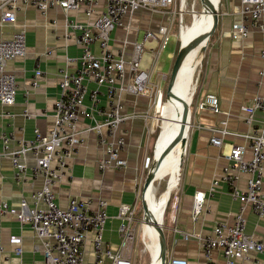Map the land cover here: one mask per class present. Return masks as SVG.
<instances>
[{"label":"crops","instance_id":"1","mask_svg":"<svg viewBox=\"0 0 264 264\" xmlns=\"http://www.w3.org/2000/svg\"><path fill=\"white\" fill-rule=\"evenodd\" d=\"M105 3L106 0H100V8H103ZM224 7L217 29L204 52L197 83L194 81V75L200 63L184 82L186 91L183 97L187 101L185 105L191 102V123L183 166L159 179L168 178L167 187L162 192H166L167 200L164 203L166 208L173 191L169 188L177 186L176 191L180 194L176 209L177 225L193 234L189 239H185L174 231L176 224L171 221L172 210L169 209L166 226H163L165 233H170L169 239L166 235L167 257L169 255L184 257L188 259V264H207L201 236L212 235L217 223H232L243 204L232 198L228 184L221 178L223 169L228 164L226 155L230 150V144L247 145L248 141L241 135L229 134L225 136L222 146L214 145L211 142L212 133L206 126L220 125L222 120H227L229 131L240 134L260 128L264 122V112L259 111L254 116V123L249 125L245 120L247 114L241 110L242 105L250 104L255 96L264 93V80L260 75V70L264 68V59L261 56L264 49V32L252 26L248 36L234 38L232 25L240 19L241 1L225 0ZM17 18L19 25L23 26L27 33V54L9 61L7 65L16 76L18 90L13 104L0 102V152L3 149L2 133H11L14 137L11 146L17 148L22 139L34 138L35 129L48 133L53 128L55 102L62 94L61 69L77 71L81 66L79 58L83 52L82 45L76 40L78 31L71 29L68 21L88 20L82 9L65 12L61 7L54 6L47 13H43L32 5L19 10ZM123 21L130 27L127 29L123 25L118 26L112 33L111 44L117 51L123 47L124 41L128 40L126 52L129 55L133 49L132 42L143 41L148 30L157 31L160 25L167 22V15L164 11L141 8L131 15L126 14ZM186 27L181 29L182 38L186 33ZM16 29L17 27L13 25L2 23L0 17V38L10 36ZM150 43L151 47L158 46L156 39L150 40ZM94 50L98 51V46L95 45ZM36 68H40L43 74L38 76V85L34 87ZM129 74L128 70L127 75ZM151 86L155 87L156 84L151 83ZM95 87L97 84L90 81L82 110H89V90ZM207 93H214L219 97L221 113L199 107L200 101ZM99 94L101 104H106L105 87H100ZM154 99L155 93L151 92V89L141 94L123 93L122 111L129 116L120 124L118 134L124 136L126 140L121 156L127 159V165L122 168L109 167L104 171L99 169L98 160L105 154V148L98 142L95 132L84 130L92 123L93 118L81 111L78 126L84 141L74 156L68 159L67 174L53 186L57 192V200L62 206H66L69 197L73 195L91 198L92 209L98 208L99 198L108 201L109 218L104 231L106 249L115 251L120 245L122 238L119 230L121 219L118 216L120 205L133 203L138 197L144 163L146 158H149L148 147L157 129ZM162 103L163 101L161 105ZM163 104L165 106V102ZM161 105L160 112L163 113L164 106ZM185 105L181 112L178 111L176 104L173 106V115L181 124ZM25 109L29 110L31 117L24 115ZM101 117V114H98V118ZM168 135L169 133L164 131L163 121L156 146L157 156L171 158L177 155L176 145L170 148L172 143L167 141ZM251 157L252 149L248 146L245 158ZM29 162L33 164V159L30 158ZM216 179L220 182L215 192L209 194ZM155 182L153 190H157ZM42 184L43 177H34L31 171L25 182L17 181L11 159L0 154V204L7 201L10 205L19 207L22 197H26L32 204L30 195L39 190ZM239 184L246 188V174L242 175ZM197 192H204L206 197L200 216L194 220L192 209ZM245 216L247 231L256 239H264V218H260L251 205L245 207ZM12 235L22 237L21 254L15 251L16 246L10 241ZM93 238L94 231L91 230L83 247V264H92L95 259ZM43 248L42 239L30 225L22 224L13 214H0V264H51L45 260ZM212 258L222 263V251L213 249ZM110 263L111 260L106 259L104 264ZM235 264H264V254L251 252L249 258H239Z\"/></svg>","mask_w":264,"mask_h":264},{"label":"built area","instance_id":"2","mask_svg":"<svg viewBox=\"0 0 264 264\" xmlns=\"http://www.w3.org/2000/svg\"><path fill=\"white\" fill-rule=\"evenodd\" d=\"M240 1V19L232 25V36L246 37L252 26L264 32V0ZM176 3L177 0H106L105 6L100 8V0H0L1 22L17 27L10 36L0 38V102L4 104H13L18 90L16 76L8 69V62L27 54V33L18 23V11L32 5L47 13L51 7L59 6L65 12L82 9L88 18L87 21H68L71 29L78 31L76 40L82 45L83 52L79 58L81 66L77 71L61 69L62 94L55 102L53 128L48 133L35 129L34 138L22 139L17 148L11 146L14 140L11 133L1 135L3 149L0 154L11 159L15 179L25 182L31 171L34 177H43V184L30 195L32 204L26 197L21 198L19 207L2 201L0 214H13L22 224L30 225L44 243V258L48 263L83 264V247L88 232L93 230L95 259L92 264H104L106 259L111 260L110 264H134L133 255L137 241L136 213L142 181L139 184L137 200L133 203H122L119 207V230L122 238L119 248L115 251L104 246V231L109 218L108 201L99 198L98 208L92 209L91 198L73 195L69 197L67 205L62 206L57 200V192L53 186L67 174L68 159L74 156L84 141L78 126L81 111L93 118L92 123L84 130L95 132L98 142L105 148V154L98 160L99 169L104 171L109 167L122 168L127 165V159L121 156L126 140L118 134L120 124L129 116L122 111V95L124 92L141 94L151 89V92L155 93L156 107L159 90L157 86H151V74L161 51L174 35L175 16L178 12ZM141 8L164 11L167 22L160 25L157 31H146L143 41H133V49L129 55L126 52L128 40L116 51L111 44L113 31L122 25L128 29L130 26L124 24V16L131 15ZM153 39L158 40V46L148 50L145 47L146 41ZM95 45L98 46V51L94 50ZM145 51H149L152 60L149 68L142 66ZM261 56L264 59V49ZM42 74L43 71L36 68L34 87L38 85L37 78ZM260 75L264 80V68L260 70ZM90 81H94L97 87L89 90L87 111L81 107L85 103ZM100 87H105L107 100L104 105L101 104ZM199 107L215 113L222 112L219 97L214 93H207L200 101ZM241 110L247 114L246 122L252 125L255 114L264 112V93L255 96L250 104L242 105ZM98 114L102 117L98 118ZM24 115L32 116L28 109H25ZM227 124V120H222L220 125L206 127L212 133L211 142L214 145L222 146L225 136L229 134L241 135L248 141L247 145L230 144L226 155L228 164L224 167L221 178L228 184L232 198L243 204L232 223H217L212 235L201 236L207 264H235L239 258H249L251 252L264 254V239H256L247 231L245 216V207L251 205L253 211L260 218H264V122L260 128L240 134L229 131ZM248 146L252 149L250 159L245 158ZM30 158L33 159V164H30ZM243 174L247 175L246 188L239 184ZM219 182L218 179L214 180L209 194L215 192ZM176 188L167 207L169 205L172 210L171 221L177 225L176 209L180 194ZM205 197L204 192H197L194 196V220L198 219L203 210ZM176 225L174 231L185 239L193 235ZM10 241L16 246L15 251L21 254V235H12ZM213 249L222 251V263L212 258ZM167 264H188V259L169 255Z\"/></svg>","mask_w":264,"mask_h":264},{"label":"bare ground","instance_id":"3","mask_svg":"<svg viewBox=\"0 0 264 264\" xmlns=\"http://www.w3.org/2000/svg\"><path fill=\"white\" fill-rule=\"evenodd\" d=\"M207 1L208 2L203 3L205 8L202 17L199 15L200 12L193 10V12H195L193 23L189 24V26L187 27L188 31L185 33L184 37L182 38V41L184 43H186L196 35L206 36L208 31L212 28L214 22L213 8L214 6L219 7V3L221 2V0H207ZM181 7L183 8L184 4ZM202 44H207V38L203 40ZM201 52L202 51L200 49V46H196L189 51L182 66L180 67V69L178 70L172 81L169 96L166 99L164 111L162 113V118L164 121V131L169 133L167 141H169V143H172L170 145L171 149L176 145L177 155L176 156L174 155L171 158L170 157L164 158L163 155L157 156L158 154L155 151V159H156L155 161L160 160V162L159 165H157L154 170L155 177L153 182L144 191V196L147 200L149 207L150 219L149 221L144 220L143 235L149 240L148 248L150 250L151 255L154 258L155 264H162V260L160 258V244H159L160 233L158 231V226H161L163 224V222L161 223V221L163 219L165 212L164 203L167 200L166 199L167 196H166V192L161 193V195L158 196L157 190L156 189L153 190V186L155 180H159L163 175L165 176L169 173L176 172L180 166L182 167L183 154L185 153V148L181 140H178L177 142L175 141L179 136V132L183 124H181L174 117L173 106L174 104H176L178 111L181 112L183 106L185 105V102H187L183 97L186 91V86L184 82L187 80L188 76L192 73L195 67L201 62L202 59ZM162 93H163L162 90H160V95L158 97V101L156 105L157 111H160V105L163 95ZM188 127H189V123H186L184 134H187ZM169 189H174V188L170 187ZM152 262L151 264L154 263Z\"/></svg>","mask_w":264,"mask_h":264},{"label":"rangeland","instance_id":"4","mask_svg":"<svg viewBox=\"0 0 264 264\" xmlns=\"http://www.w3.org/2000/svg\"><path fill=\"white\" fill-rule=\"evenodd\" d=\"M181 1H183V4L185 5L183 8L181 7ZM224 3H225V0H221V2L219 3L220 16H221V13L223 12V9L225 8ZM172 8L174 9V7H172ZM175 8L178 10V12L175 16V25H174V30H173L174 35H172L170 37V40H169L167 46L161 51V53L158 57L157 63L155 65V67L153 68V72L151 74V82L154 85L156 84V86L159 90L158 95H160V90H162V92H163L162 93L163 94L162 95V101H165L167 99V87L169 84L170 75H171L172 67L174 64L175 56H176V53H178L177 52V50H178L177 45L180 46L182 43L181 28L186 27L189 24H191V22L193 21V14L195 13V12H193V10L200 12L199 15L202 17V14H204V8L205 7L203 5V2H201V0H177ZM181 24H182V27H181ZM186 28H185V31L187 32ZM145 47L147 49L154 48V47H151L150 41L146 42ZM201 54H202V59H201V62L199 64L196 72H195V75H194V81L196 83H197L198 74L200 73V70H201L202 64H203L204 52H201ZM151 63H152L151 57H150L149 53L147 51H145L143 54V59H142V66L149 68ZM162 106H164L163 103H162L161 107ZM155 109H156V107H154V110ZM163 109H161V110L163 111ZM155 114H156L155 116L157 118L156 128L158 130V134H157V137L154 139L153 143L151 142L152 138L150 140V144L148 147V153H147L149 158H146L145 163H144L143 174H142L143 175L142 184H141L140 189H139L140 199H139V203H138L139 204L138 210L136 213V219H137L138 223H137V241L135 244L136 251L134 252V255H133L134 264H151L152 261L154 262V258L151 255L150 250L148 248L149 240L146 237H144V235H143V225H144L145 219H144V208L142 205L141 197L143 194L145 178L147 176L149 169L152 167V164L154 162L156 145H157L161 130L163 128L162 113L160 111H156ZM184 158H185V153L183 154V162H184ZM183 162H182V166H183ZM181 173H182V169H181ZM181 173H180V175H181ZM170 178H172V175H170ZM167 181H168V178L165 177L163 180H159V181L155 182V185L157 187V195L158 196H160V194L166 189ZM175 188L173 189L170 197H173ZM170 197L168 198V201H169ZM166 206H167V204H166ZM169 207H170L169 205L167 208L165 207V216H164V220H163V224H162V226H164V227L166 226ZM165 234L167 235V238L169 239L170 233L168 232ZM153 264H155V262Z\"/></svg>","mask_w":264,"mask_h":264},{"label":"water","instance_id":"5","mask_svg":"<svg viewBox=\"0 0 264 264\" xmlns=\"http://www.w3.org/2000/svg\"><path fill=\"white\" fill-rule=\"evenodd\" d=\"M201 2L204 3V2H208V1L207 0H201ZM213 11H214L213 26L208 31L206 36H204V35H196V36L192 37L186 43H184L182 41V43H181V45L179 47L178 53H177V55L175 57V61H174L173 67H172L170 80H169V84H168V87H167V97L169 96V92H170V88H171V85H172V81H173L176 73L178 72V70L182 66V64H183L186 56L188 55L189 51L192 48L196 47V46H200L201 51L205 52L207 44L210 41V39H211L212 35L214 34V32L216 31L218 23H219V19H220L219 7H215L214 6ZM205 38H207V44H202V42H203V40ZM190 106H191V102L190 103H186L184 114H183V125H182V128H181L180 132H179V136L177 137V139L175 141V142H177L178 140H181L185 149L187 147V136H188L190 123H191V108H190ZM186 123H189V127L187 129V134H184V131H185V128H186ZM155 160L156 159H154L152 167L149 169V171L147 173V176L145 178L143 194H142V197H141L142 205H143V208H144V219L146 221H149V219H150V212H149V207H148L147 200H146V198L144 196V191L146 190V188L154 180V177H155L154 170H155L156 166L159 165V162H160V160H157V161H155ZM158 231L160 233V235H159L160 258L162 260V264H167V238H166L164 227L162 225L158 226Z\"/></svg>","mask_w":264,"mask_h":264},{"label":"trees","instance_id":"6","mask_svg":"<svg viewBox=\"0 0 264 264\" xmlns=\"http://www.w3.org/2000/svg\"><path fill=\"white\" fill-rule=\"evenodd\" d=\"M177 47H178L177 49L179 50V47H180V46L177 45ZM178 50H177V52H178ZM176 55H177V53H176ZM175 57H176V56H175ZM174 61H175V60H174ZM164 102L166 103V100L163 101V103H164ZM156 130H157V129H156ZM156 130H155V132H154V134H153V137H152V143H153L154 139L157 137V134H158V130H157V131H156Z\"/></svg>","mask_w":264,"mask_h":264}]
</instances>
